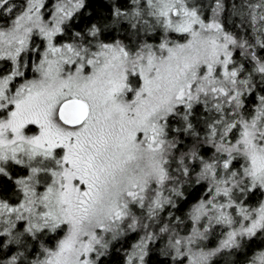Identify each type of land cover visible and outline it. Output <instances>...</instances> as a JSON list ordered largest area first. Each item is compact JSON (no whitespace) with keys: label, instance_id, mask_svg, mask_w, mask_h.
Returning <instances> with one entry per match:
<instances>
[{"label":"snow or ice","instance_id":"snow-or-ice-1","mask_svg":"<svg viewBox=\"0 0 264 264\" xmlns=\"http://www.w3.org/2000/svg\"><path fill=\"white\" fill-rule=\"evenodd\" d=\"M133 2L130 16L117 8L114 17L130 19L133 28L142 25L145 31L159 25L165 33L181 34L185 42L165 37L158 45L135 47L120 41L101 42L95 50L84 44L56 46L61 25L83 0H58L51 22L41 12L45 0H28L10 26L0 27V60L13 62V69L0 75V183L11 181L22 196L15 205L0 199V225L5 226L0 245L2 238L20 244L24 233L35 238L66 229L55 249L45 248L33 264H97L109 247L105 236L116 238L131 206L143 208L147 201L151 214L170 203L162 191L173 179L169 118L179 116L189 130L194 106L201 103L220 114L208 125L217 155L201 160L198 179L211 181L212 195L194 208L191 218L194 224L206 218L209 225L232 226L237 221L229 210H235L240 226L213 251H192L207 228L201 232L194 227L191 235L171 241V247L177 257L190 256L189 264H209L218 251L238 247L239 238L264 232V204L250 210L235 195L264 189V96L251 113L244 112L243 97L254 87L252 73L241 78L245 68L233 58L240 49L264 78V57L249 51L264 50V0L247 4L249 24L258 34L254 45L225 31L217 19L220 0L207 22L191 0ZM0 10L12 13L9 0H0ZM100 31L93 26L89 35ZM34 32L47 41L34 68L39 78L13 89V81L24 76L22 56ZM32 126L36 132L28 134ZM189 156L198 158L195 149ZM234 162H240L239 169ZM12 165L27 174L13 179ZM182 172L187 176L188 168ZM17 222H24V233L14 234ZM151 239L149 234L135 245L127 264L137 257L142 264ZM8 264H17V257ZM251 264H264V251Z\"/></svg>","mask_w":264,"mask_h":264},{"label":"trees","instance_id":"trees-1","mask_svg":"<svg viewBox=\"0 0 264 264\" xmlns=\"http://www.w3.org/2000/svg\"><path fill=\"white\" fill-rule=\"evenodd\" d=\"M220 2L223 5L220 12V22L225 31L233 34L237 39L247 40L250 44L254 45L255 36L258 34L254 33L249 24L247 4L254 3L255 0H220ZM206 3L209 4L206 5ZM215 5L216 0H200L197 2V6L202 12L204 7L207 8V11L203 13L206 17L210 15ZM134 7L133 0H85L84 7L69 20L59 38L63 41H70L76 39L75 35L79 34L86 39L88 38L87 36H90V29L96 26L101 31L97 36L92 37L95 40L98 39L110 43L118 40L128 46L134 44V46H138L140 42L151 44L160 42V36L156 38L152 33L149 34L147 31L140 33L138 26L137 28L131 26L130 19L114 17L113 15L114 10L119 8L122 12L129 13L130 16ZM172 35L179 36L174 33ZM249 51H255L257 56L264 57V50L258 47L249 49ZM31 56L32 54L30 58ZM233 58L237 65L242 64L245 68V72L241 78L247 76L248 73H252V70L254 71V62L240 49L233 51ZM252 78L254 87L250 93L243 97L244 112L247 113H251L254 106L258 103V98L264 96V78L255 72L254 74L252 73ZM193 113V117L191 118L193 127L189 130H185L184 122L179 116L169 118L168 122V139L175 143V147L169 156L168 167L172 166L174 169L177 167L179 178L173 185L175 191L173 189L171 191L167 190V193L170 194V199L167 200L170 203L165 202L163 207L165 208L164 212L170 216L172 224L175 223L178 226L185 223L191 225L192 220L190 217L193 206L209 193L208 180L198 179L202 167L201 160L211 161L216 157V155L215 157L209 156L210 152L215 153V149L208 140V125L214 119H218L220 114L211 109V104L205 108L203 103L195 105ZM194 149L197 152V159H191L189 156ZM181 160H183V165L180 163ZM14 167L19 166L14 165ZM183 167L188 168L187 176L182 172ZM176 174L177 172L174 171V176ZM15 192V185L11 181L0 183V194L3 197L13 200L11 195ZM256 192L261 193L258 188L253 191L254 194ZM142 234H146L147 236L150 234L152 236V239L147 243V255L145 256L144 264H179L180 260L176 257L175 250L172 247L169 248L164 234L153 233L147 228L141 230L140 233L139 231H134L127 235V237L115 241L111 248L99 258L97 264H127V254L135 244L143 239L141 237ZM32 242L35 248L28 253V264L37 257L35 251L38 241L32 240ZM262 248H264V234L261 231H257L256 235L247 239L239 249L222 253L214 258L210 264H245ZM16 250V246L11 245L4 251L2 245H0V260H6L9 256H15Z\"/></svg>","mask_w":264,"mask_h":264},{"label":"rangeland","instance_id":"rangeland-1","mask_svg":"<svg viewBox=\"0 0 264 264\" xmlns=\"http://www.w3.org/2000/svg\"><path fill=\"white\" fill-rule=\"evenodd\" d=\"M198 1H200V0H191V3L195 4L196 7L199 9V7L197 6ZM9 2L13 8V11L11 14H13V12H15V17L17 15H19L22 11H24L27 7V5L26 6L18 5V4L22 3L21 1L13 2V0H9ZM74 2H75V0H73V3ZM208 4L209 3H206V5H208ZM52 9H53L52 7L49 9V11H51V14L49 16L47 15V17L44 18L46 22H51L52 16L55 14V6H54V9L53 10ZM206 11H207V8L204 7L203 12H202V10H200V14H201L202 18L207 22V21H210L213 17V10L211 11L210 15H208V17H206L203 14ZM11 14H8V13L4 12L3 10H0V27L6 28V27L10 26L12 21L15 19V18H12V17H14V15H11ZM220 18H221V14L219 13V16L217 17L219 22L221 21ZM5 19H8L10 23L8 22L9 23L8 24L6 22V23H4V25H1ZM145 19H149L150 23L155 24V22L152 21L151 18L145 17ZM69 20H70V18L67 19L61 25L62 33L64 32L65 25L67 23H69ZM138 30L140 33H143V31H145L144 27L142 25H138ZM147 32L149 34L152 33L156 38L160 36L159 39H161V40H163L166 37L167 39L174 41V42H179V43L185 42V38L181 34L174 33V34H177L179 36H175V35L173 36L172 33H165L163 31V29L159 27V25H155L154 27L150 28ZM34 33H37V32H34ZM38 35H39L40 39L41 38L43 39L42 40L43 47L41 49H39L40 54H38L37 57L31 56V58H30V55L32 52L28 49V51L26 53H24L22 56V62L24 65L31 60L29 63L30 70H28V71H30L31 75L29 74V76L28 75L26 76L25 75L26 70H25V68H22L21 70L24 72V76L18 77L17 79H15L13 81V85H12L13 89L16 87H19L21 84H23L27 80L39 78V74L34 71V68H35L36 64L39 63L40 59L43 56V53L47 49V41L39 33H38ZM31 38H32V36H31ZM94 41H95V39L87 40L84 37H80L77 42H72V41L69 42V41H63V40L61 42L60 41L56 42V37H54L53 42L55 43L56 46L59 47V46H62L64 44H69V43H71V44H84V45L88 46V44H90V45L94 44L95 43ZM30 43H31V39H30L29 44ZM140 44H142V42H140ZM158 44H159V42L156 44H153V45H158ZM134 45L129 46V47H134ZM92 49L95 50V46ZM34 50H36V49H34ZM12 69H13V62L12 61L0 60V75H7ZM252 73L254 74L253 70H252ZM134 83H136V82L134 81ZM256 106H257V104L254 106L253 110L255 109ZM245 113L247 114V112H245ZM27 132H28V134H33L36 132V128L34 126H32L29 129H27ZM215 155H217L216 152L215 153H213V152L209 153V156L215 157ZM234 166L236 169H239L240 162H237V163L234 162ZM25 171H27V169L22 168L20 166L14 167V165H12L10 168L11 174L22 175ZM174 171L177 172V174H176V176L178 175L177 177L174 176ZM169 172H170V175L173 177V179L171 181L167 182L162 189L163 197H165L167 199H170V194L167 193V190L169 189V191H171V189H173V185H174L175 181L177 182V179L179 178V171L177 170V167H176V169H174L172 166L169 167ZM208 183H209V185H208V189H209L212 186V183L210 180H208ZM44 187H45V180L42 179L41 183L38 187V191L42 192L44 190ZM156 187H157L156 185H152L153 189H155ZM165 187H166V189H165ZM258 190L261 191V193L256 192V194H254L253 193L254 189H252V190L247 191L243 194L236 193L235 195L240 198L239 202L242 203L245 207L249 208L250 210H254V209L258 208L261 204H264V189L258 188ZM211 195H212V193L209 192L206 195V197L202 198L199 202H197L193 206L192 209L194 210V208L201 201H206L207 199H209L211 197ZM20 196H21V194L18 193L17 191L15 193H13L11 195L13 200L9 199V201H11L10 204H13V205L17 204ZM21 198H22V196H21ZM0 199H2V195L0 196ZM4 200H6V199H4ZM15 201H16V203H13ZM164 210H165V208L162 207L160 209H157L154 213L150 214L149 213V205H148L147 201L145 202V206L143 208H141L139 205L131 206V208H130L131 215L120 224L119 234L116 236V238L112 239L111 234H108L105 236V239L109 240V247L107 250H109L111 248L112 244L115 241H117L118 239H121L123 237H127V235H129L130 233H132L134 231H137V232L139 231V233H140V231L143 230L144 228H147L150 231H152L153 233L155 232L156 234L157 233L158 234L163 233L165 238H166L167 244H169V248H171V244H170L171 241H173L175 238H184V237L191 235L192 230L195 227V228H198L201 232H204L205 228H207L208 231L205 233L203 239L197 240V242L192 247V251L193 252H197L200 250H203L205 252L213 251V250H216L220 247L221 241L226 239L227 233L229 231H231L233 228L238 229L240 226V223H239L240 218H239V216L235 210H229L231 212V215L233 216L234 220L237 221V223H234L232 226H228V225H224V224H215V223L212 225H209L206 218H202L198 223L194 224V222L191 218L193 210L191 212V217H190L192 220L191 225L185 223L182 225L179 224V226H178L175 223L172 224V221L170 220V216L166 212H164ZM244 223H246V222H244ZM133 224H134V226L130 227V225H133ZM3 227H5V226L0 225V230H2ZM24 227H25L24 222H17L16 228L14 229V234L15 233H24ZM65 233H66V229H61V230H58L56 232L45 231L43 233L38 234L37 237H35V238L29 237L26 233H24V235L21 237V239L23 240V243H20V244L9 243L8 239L4 238L2 247H3L4 251H6V248H8V246L10 247L11 245H15L17 248L16 255H15V257H17V264H28V259H29L28 253H30V251L35 248V245L33 244L32 240H37L38 246H36V251H35L37 254V257L34 258L30 263V264H33V262L36 261L38 258L39 259L43 258V250L45 248L55 249L58 241L64 237ZM262 234H264V232H262ZM146 236H147L146 234H142L141 237L144 239ZM249 238H251V237L245 236V237L239 238V246L238 247H231V248H226V249H222V250L218 251L216 253V255H214L210 258L209 264L211 263V261L214 258L218 257L222 253L232 252L233 250L239 249L243 245V243ZM138 243H140V241ZM147 243H148V241H147ZM137 244H135V245H137ZM135 245L130 249V252L127 254V257L135 250ZM145 250H146V255H147V249H145ZM262 251H264V248L258 250L251 257L250 261L248 263L246 262L245 264H251L253 257ZM175 255H176V252H175ZM145 256H144V259H145ZM12 257H14V256H9L8 258H6V260L5 259L0 260V264H8V261H10L12 259ZM177 258H179V260H180L179 264H189L190 256H182V257H177ZM144 259H143L142 264H144ZM126 263H127V260H126ZM133 264H141V261L139 260L138 257L133 260Z\"/></svg>","mask_w":264,"mask_h":264},{"label":"flooded vegetation","instance_id":"flooded-vegetation-1","mask_svg":"<svg viewBox=\"0 0 264 264\" xmlns=\"http://www.w3.org/2000/svg\"><path fill=\"white\" fill-rule=\"evenodd\" d=\"M15 1H21L22 3H20V4H18V5H22V6H26L27 5V2H28V0H13V2H15ZM57 2H58V0H45V6H44V8L41 10V12H42V15H43V17L45 18V17H47V15L49 16L50 14H51V11H49V9L52 7L53 9H54V6L57 4ZM84 5H85V0H83V6L82 7H80V8H78L77 10H75L74 12H73V14H72V16L70 17V19L74 16V15H76L78 12H80L81 11V9L84 7ZM48 9V10H47ZM52 9V10H53ZM11 15H14V17H12V18H15V12H13V14H11ZM8 23L9 22V20L8 19H5L4 21H3V23L1 24V25H4V23ZM10 23V22H9ZM8 23V24H9ZM62 34V31H61V33L60 34H58L57 36H56V42H58V41H62L61 40V38H59V36ZM76 37V39H74V40H70L69 42H77L78 40H79V37H81V35H75ZM88 38H86L87 40H90V39H93L92 38V36H87ZM42 38L40 39V37H39V35H38V33H34L33 35H32V38H31V43L29 44V47H28V49L32 52L31 54H32V56L33 57H37L38 56V54H40V51H39V49H41L42 47H43V43H42ZM116 41H118V40H116ZM116 41H113V42H116ZM95 43L94 44H92V45H90V44H88V46L89 47H91V48H93L94 46H96L97 44H99L100 42H103V43H110V42H105V41H100V40H95L94 41ZM113 42H111V43H113ZM96 44V45H95ZM135 47V46H134ZM34 49H36V50H34ZM31 61V60H30ZM30 61L29 62H27L25 65H26V67H24L25 68V70H26V72H25V75L27 76H29V74L31 75V73H30V71H28V70H30V66H29V63H30ZM27 174V171H25L22 175H14V174H11L12 175V177H13V179H15L17 176H24V175H26ZM15 189H16V191L18 192V193H20L19 192V190L16 188V186H15ZM21 194V193H20ZM1 196V195H0ZM2 199H6V201L8 202V203H10L11 201H9V199H7V198H5V197H3L2 196ZM20 199H22L21 198V196H20V198H19V201H20ZM18 201V202H19ZM13 203H16V201L15 202H13ZM15 205V204H14Z\"/></svg>","mask_w":264,"mask_h":264}]
</instances>
